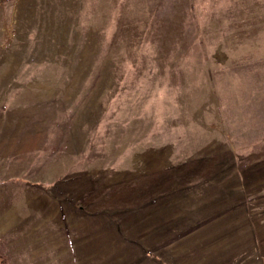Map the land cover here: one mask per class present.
<instances>
[{
    "label": "rangeland",
    "instance_id": "1",
    "mask_svg": "<svg viewBox=\"0 0 264 264\" xmlns=\"http://www.w3.org/2000/svg\"><path fill=\"white\" fill-rule=\"evenodd\" d=\"M217 2L32 0L26 21L4 4L8 264H264V76L217 88Z\"/></svg>",
    "mask_w": 264,
    "mask_h": 264
},
{
    "label": "crops",
    "instance_id": "2",
    "mask_svg": "<svg viewBox=\"0 0 264 264\" xmlns=\"http://www.w3.org/2000/svg\"><path fill=\"white\" fill-rule=\"evenodd\" d=\"M15 3L12 7V12L16 13L14 18L19 21L29 20L34 12L31 3L32 0H0V13H4L5 3ZM204 8V13L208 14L206 28L218 30L219 41L216 42L218 58L222 59V71L218 73L217 88H244L246 82H240L241 77L236 72L238 69L241 73H252L254 77L247 82L252 83L246 88H256L255 83L257 78L264 76V58L256 56L257 49L250 46L264 45V0H218L216 5H208ZM22 13H28V18H24ZM192 20H186L189 23V28H202L193 20V12L191 13ZM7 17L0 15V42L4 38L6 40L7 30L6 25H9ZM205 29V28H204ZM27 36H29V32ZM30 42V41H28ZM215 44V43H214ZM244 61L239 66H234L233 61ZM256 61V65L252 67L251 62ZM246 69L242 72L240 70ZM221 70V68H220ZM225 76H233L238 78V82L222 83ZM222 84V86H221ZM264 87V85H263Z\"/></svg>",
    "mask_w": 264,
    "mask_h": 264
},
{
    "label": "trees",
    "instance_id": "3",
    "mask_svg": "<svg viewBox=\"0 0 264 264\" xmlns=\"http://www.w3.org/2000/svg\"><path fill=\"white\" fill-rule=\"evenodd\" d=\"M0 262L4 264H8V260L6 259V257L3 256H0Z\"/></svg>",
    "mask_w": 264,
    "mask_h": 264
}]
</instances>
